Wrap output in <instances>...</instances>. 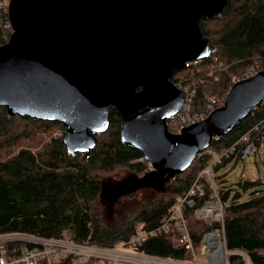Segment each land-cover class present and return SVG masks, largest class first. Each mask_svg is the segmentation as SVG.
<instances>
[{"label":"water","instance_id":"95a60500","mask_svg":"<svg viewBox=\"0 0 264 264\" xmlns=\"http://www.w3.org/2000/svg\"><path fill=\"white\" fill-rule=\"evenodd\" d=\"M228 0H9L12 34L0 45V106L10 116L62 123L69 154L96 146L121 115L123 143L142 151L162 186L215 136L248 118L264 98V71L233 84L225 105L179 134L166 121L188 99L174 72L215 51L200 20ZM157 188V187H156Z\"/></svg>","mask_w":264,"mask_h":264},{"label":"trees","instance_id":"16d2710c","mask_svg":"<svg viewBox=\"0 0 264 264\" xmlns=\"http://www.w3.org/2000/svg\"><path fill=\"white\" fill-rule=\"evenodd\" d=\"M200 26L215 51L196 65H183L171 78L174 84L193 86V111L197 112L206 109L209 97L225 96L234 84L233 78L243 76L254 63L259 62L264 71V0H228L220 15L202 18ZM11 34L8 4L0 0V45L7 43ZM263 117L264 106H260L235 129L214 141L212 153L197 157L185 171L167 179L164 190L146 193L141 199L127 194L128 202L112 223L95 208L102 194L103 177L122 168L136 174L153 173L142 151L122 142L119 111L111 107L110 126L96 135L93 150L69 154L62 136L54 135L58 128H65L62 123L10 116L0 106V235L24 233L67 237L76 242L90 238L94 244L116 246L130 239L139 226H158L170 213L176 196L212 164L214 156L226 151ZM258 133L257 147L264 150V126ZM8 149L14 152L6 156ZM230 161L226 158L213 163V174ZM258 186H264V180L242 178L237 187L222 186L219 190L228 249L243 250L253 264H264V188ZM186 214L194 239L199 242L207 227L193 211ZM138 250L179 259L189 257L185 249L175 248L168 234L148 238ZM70 260L57 264H70ZM229 263L244 264V259L233 254Z\"/></svg>","mask_w":264,"mask_h":264},{"label":"built area","instance_id":"2783aa9c","mask_svg":"<svg viewBox=\"0 0 264 264\" xmlns=\"http://www.w3.org/2000/svg\"><path fill=\"white\" fill-rule=\"evenodd\" d=\"M200 61V59L194 60L189 64L196 65ZM260 71H262L261 65L256 62L243 76L234 77L233 83L251 78ZM175 85L188 94V99L181 109L166 121L168 131L176 135L181 134L187 127L205 120L216 109L224 106L229 93L227 92L222 99L211 97L206 109L197 112L193 111L195 90L181 82ZM260 106H264V98L254 110ZM261 126H264V117L226 151L216 154L212 164L226 158L245 160L251 153L259 150L257 140ZM58 136H63V133H58ZM219 138L220 136H215L212 143ZM212 143L200 153V156L206 152H213ZM147 162L152 169L151 163L148 160ZM212 164L198 175L186 191L176 196L170 213L158 226L151 229L139 226L127 241L112 247L94 244L90 238L76 242L67 237L44 238L24 233L2 234L0 235V264H57L66 258L71 259L70 264H230L229 256L233 254L242 256L244 264H253L243 250H229L227 247L224 204L220 190L215 184L211 170ZM188 210L193 211L195 218L207 227L199 242L195 241L189 225L186 214ZM161 234L170 235L175 248L185 249L189 257L179 259L138 250L148 238ZM197 243L200 244L199 253L196 252Z\"/></svg>","mask_w":264,"mask_h":264},{"label":"rangeland","instance_id":"374dc122","mask_svg":"<svg viewBox=\"0 0 264 264\" xmlns=\"http://www.w3.org/2000/svg\"><path fill=\"white\" fill-rule=\"evenodd\" d=\"M4 3L8 4L9 0H4ZM190 86L192 90H195L193 89L192 85ZM211 97H209V99ZM222 97L223 96H219L220 99H222ZM64 132L65 128H58L54 135L58 136V133L64 134ZM262 146H264V144H262ZM19 150L20 149H16V151ZM13 152V150L8 149L4 153L6 156H8ZM198 157H200V154ZM0 158H2V154H0ZM213 175L216 177H214V180L218 188L222 186L237 187V183L242 178L264 180V150L257 149L255 152L247 156L245 160H240L238 162H236V160H232L225 166L221 167L218 173ZM218 175L221 177H218ZM147 178L148 175L136 174L127 168L119 169V171L112 175H105L102 179V194L95 202V208L97 212L102 213L106 219L108 218V222L114 223L119 214H121V209L124 208L125 204L128 202L127 194L133 193V196H137L136 199H141L143 198L144 194H153L158 191H162L168 185L166 180L162 186H154L152 183L137 186L140 182ZM218 178H220V180ZM263 188L264 186H258V189ZM253 191L254 189L249 190L245 197L249 198L251 192ZM196 252H200L199 243L196 244Z\"/></svg>","mask_w":264,"mask_h":264}]
</instances>
